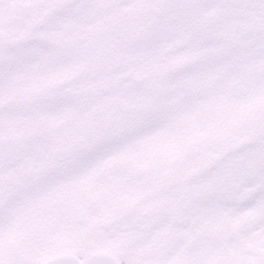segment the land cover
<instances>
[{
    "label": "snow or ice",
    "instance_id": "6c2138e0",
    "mask_svg": "<svg viewBox=\"0 0 264 264\" xmlns=\"http://www.w3.org/2000/svg\"><path fill=\"white\" fill-rule=\"evenodd\" d=\"M0 264H264V0H0Z\"/></svg>",
    "mask_w": 264,
    "mask_h": 264
}]
</instances>
